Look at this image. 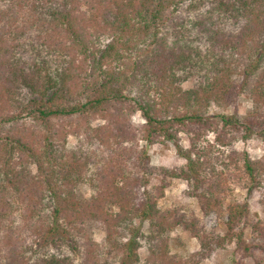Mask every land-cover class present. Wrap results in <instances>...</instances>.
<instances>
[{"label":"trees","instance_id":"trees-1","mask_svg":"<svg viewBox=\"0 0 264 264\" xmlns=\"http://www.w3.org/2000/svg\"><path fill=\"white\" fill-rule=\"evenodd\" d=\"M252 138L264 143V0H0V264H139L140 248L145 264H197L229 244L249 257L246 206L227 205L222 236L158 202L174 180L203 215L236 189L264 197V158L235 147ZM140 142L184 164L152 166ZM177 227L199 243L189 259L169 250Z\"/></svg>","mask_w":264,"mask_h":264},{"label":"rangeland","instance_id":"rangeland-1","mask_svg":"<svg viewBox=\"0 0 264 264\" xmlns=\"http://www.w3.org/2000/svg\"><path fill=\"white\" fill-rule=\"evenodd\" d=\"M182 87L188 89L190 88V84L185 83ZM236 107L238 109L237 113L244 115L251 109L252 105L249 98L246 95H242L238 98ZM234 110L233 107L211 109L212 112L226 113L228 115H231ZM142 122L138 116L133 117L135 125H140ZM73 144L74 140L70 138L68 146L71 147ZM181 146L186 147V143L182 141ZM235 147L239 150H246L252 160L264 158V143L257 138H252L246 143L238 142ZM139 148L146 149L149 163L152 166L171 169L184 164L183 160L177 155L175 148L170 144L146 147L144 143L140 142ZM80 193L88 197L92 194V190L86 184L81 187ZM232 201L239 202L247 208L248 219L244 240L251 247V254L249 257H244V251L233 244H229L223 246L221 249H215L209 258L197 264H264V254L258 248H253V246H259L260 244L259 239L253 231V225L261 223L264 226V197L259 192L254 191L250 195H247L244 190L236 189L232 199L227 201L222 209H216L208 215H203L199 210L196 200L187 196L186 184L180 180H174L165 190L163 198L158 202V207L160 210L173 209L186 216H194L207 231L223 236L226 233V207ZM87 229L93 242L102 246L105 236L103 225L100 222L92 221L88 223ZM141 230V233L147 234V225L142 224ZM168 235L169 250L172 254H176L180 258L189 259L194 253L200 251L197 240L183 228L177 227ZM138 254L140 255L139 264H145L143 262L146 259V250L140 248ZM192 264L195 263L193 262Z\"/></svg>","mask_w":264,"mask_h":264}]
</instances>
